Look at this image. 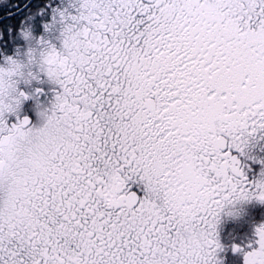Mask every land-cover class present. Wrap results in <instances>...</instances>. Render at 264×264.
<instances>
[{
	"label": "snow or ice",
	"instance_id": "6c2138e0",
	"mask_svg": "<svg viewBox=\"0 0 264 264\" xmlns=\"http://www.w3.org/2000/svg\"><path fill=\"white\" fill-rule=\"evenodd\" d=\"M14 16L0 264H221L225 205L264 202V160L252 181L240 158L264 130V0H34ZM44 78L55 97L34 122L21 105ZM243 264H264V225Z\"/></svg>",
	"mask_w": 264,
	"mask_h": 264
},
{
	"label": "rangeland",
	"instance_id": "374dc122",
	"mask_svg": "<svg viewBox=\"0 0 264 264\" xmlns=\"http://www.w3.org/2000/svg\"><path fill=\"white\" fill-rule=\"evenodd\" d=\"M12 1L13 0H0V4L1 3L5 4L4 6L8 7L9 2H12ZM30 10H34V9H29L25 11V13H23L20 16V18H16L15 20H19L25 17L26 15H29ZM21 12H24V11H21ZM36 19H39L41 21V24H43L44 22H46V20L51 19V15L47 16L46 18L38 15L36 16ZM53 42L56 43L57 46H59L58 40L54 39ZM56 88L57 86L54 83L47 81V79L44 78L43 93H42L43 98L40 99V97H36V98L29 97L21 105V111L24 114L26 113L31 114L34 118L33 120L34 122L38 121L39 117L36 111L37 101H39V103L42 106H50L55 97ZM257 132L255 134H257ZM255 134H253L252 136L256 137ZM256 138H262V137H256ZM257 144H259V142L254 141V139L251 140V137H249L248 145L245 149V153H241L242 157L244 158V164L247 167V173L249 175L250 180L252 181H255L259 177L260 169L262 167L260 161L262 159L264 160V149L259 147ZM249 173L251 174V176ZM248 203L251 204L250 208L248 209H252V212H254L255 210H258L259 212L249 214L248 218L245 219V222L244 223L241 222L242 225H239L237 229L235 228L234 231L236 232V236H237L236 239L243 237L244 242L238 245V247H240V250L234 251L235 253H233L232 261L229 264H243V255H244V251H242L243 247H246L244 249H247L249 245H251L252 241L255 238L257 227L260 225H264V202L259 201L255 198H252L249 200H243V201H236L231 204H228V206L225 205L224 209L221 211L219 215L220 220H218L217 222L218 230H221L222 225H223L224 231L228 230L230 228V224H231L230 222L232 220H237L246 214L245 213L243 215V211L244 212L246 211V208L244 205ZM256 203L263 204V208H262L263 211H261L260 208H256L254 206ZM227 207L233 208L234 211L232 212L225 211V208ZM239 235H242V236L238 237ZM235 244L236 242L234 243V245Z\"/></svg>",
	"mask_w": 264,
	"mask_h": 264
},
{
	"label": "trees",
	"instance_id": "16d2710c",
	"mask_svg": "<svg viewBox=\"0 0 264 264\" xmlns=\"http://www.w3.org/2000/svg\"><path fill=\"white\" fill-rule=\"evenodd\" d=\"M3 5H5V4H3ZM8 5L16 6L14 8V11L16 14L15 19H16V18H20V16L23 13H25V11H27L29 9H34V0H15V1L9 3ZM21 11H24V12H21ZM4 22L7 23V21H4ZM255 135H256V137L264 138V130H258L257 134H255ZM250 137H251V140L254 139V141L259 142V144H257V145L264 149V139L256 138L254 136H250ZM250 176H251V174H250ZM250 205L251 204H249V203L244 205L246 208V211L245 212L243 211V215L245 213L246 214L237 220H232L230 222L231 224H230V228L228 230L224 231L223 225H222L221 230H218V227L216 226L217 238H219V241L222 245L221 249H219L217 251V258L221 261V264H229L232 261L233 253H235L233 250V247L244 242L243 237L236 239L237 236H236V232L234 231L235 228L237 229V227L239 225H242L241 222L244 223L245 219L248 218L249 214L259 212L258 210H255L254 212H252V209H248V208H250ZM226 206H228V204H226ZM254 206L256 208H260V210L263 211L262 210L263 204H257L256 203ZM235 242H236V244L234 245Z\"/></svg>",
	"mask_w": 264,
	"mask_h": 264
},
{
	"label": "flooded vegetation",
	"instance_id": "af4514ba",
	"mask_svg": "<svg viewBox=\"0 0 264 264\" xmlns=\"http://www.w3.org/2000/svg\"><path fill=\"white\" fill-rule=\"evenodd\" d=\"M13 1H15V0H13ZM12 1V2H13ZM9 3H11V2H9ZM16 6H14V5H8V7L7 6H4L2 3L0 4V15H3L4 13H15V11H14V8H15ZM15 17H16V14H15V16H14V19H15ZM5 21H7V20H5ZM8 22V21H7ZM242 235H239L238 237H241ZM238 246V245H237ZM244 248H246V247H243V249H242V251H245V250H247V249H244ZM239 249H240V247H239Z\"/></svg>",
	"mask_w": 264,
	"mask_h": 264
},
{
	"label": "clouds",
	"instance_id": "9594fccd",
	"mask_svg": "<svg viewBox=\"0 0 264 264\" xmlns=\"http://www.w3.org/2000/svg\"><path fill=\"white\" fill-rule=\"evenodd\" d=\"M9 94H10V93H9ZM36 111H37V113H39L40 111H43V109H39V108H37ZM229 204H231V203H229ZM225 211H227V212H232V211H234V209L231 208V207H227V208H225Z\"/></svg>",
	"mask_w": 264,
	"mask_h": 264
},
{
	"label": "water",
	"instance_id": "95a60500",
	"mask_svg": "<svg viewBox=\"0 0 264 264\" xmlns=\"http://www.w3.org/2000/svg\"><path fill=\"white\" fill-rule=\"evenodd\" d=\"M27 116H29L32 120H33V117L30 115V114H26ZM240 158H241V161H242V163H243V159H242V157L240 156Z\"/></svg>",
	"mask_w": 264,
	"mask_h": 264
}]
</instances>
